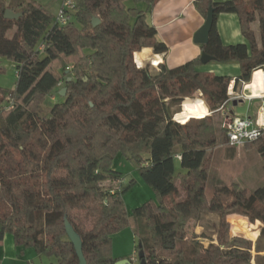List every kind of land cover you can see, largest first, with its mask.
<instances>
[{
	"label": "trees",
	"instance_id": "obj_1",
	"mask_svg": "<svg viewBox=\"0 0 264 264\" xmlns=\"http://www.w3.org/2000/svg\"><path fill=\"white\" fill-rule=\"evenodd\" d=\"M126 1L78 0L73 20L63 25L36 0H20L16 7L0 0V57L18 72L14 89L0 87V242L11 233L18 246L55 257L52 264H78L67 218L82 238L88 264H115L112 235L127 227L138 236L136 250H144L145 264H264V245L232 235L227 220L231 213L260 220L264 238V184L250 193L237 183L223 185L209 199L206 164L215 127L174 119L198 90L218 109L233 77L201 70L200 56L175 67H139L135 53L143 47L168 51L149 19L159 0H135L146 8ZM194 5L205 18L210 6L215 10L202 49L218 62L240 63L235 87L240 79L250 81L264 66V0ZM7 8L23 15L7 18ZM221 13L239 16L246 42L222 41L216 25ZM94 17L102 21L93 25ZM60 82L66 95L44 105L49 95H60ZM248 143L264 159V135ZM121 152L157 196L133 210L126 207L123 173L113 166ZM205 213L220 216L211 238L216 242H197L190 255L188 227Z\"/></svg>",
	"mask_w": 264,
	"mask_h": 264
},
{
	"label": "crops",
	"instance_id": "obj_2",
	"mask_svg": "<svg viewBox=\"0 0 264 264\" xmlns=\"http://www.w3.org/2000/svg\"><path fill=\"white\" fill-rule=\"evenodd\" d=\"M20 0H5L6 4L9 6L16 7ZM41 3L46 9L56 19V15L61 9V4L63 0H36ZM149 19L157 28V38L165 42L168 46V51L162 53H156L153 47H143L142 50L135 53V61L139 67L144 65L152 64L158 66L161 63H166L169 67L178 66L184 61H188L195 57L201 55L203 49L200 44L195 43L194 35L197 30L205 23V17L198 11L194 5V0H159L157 4L153 7L150 12ZM216 25L218 27L222 41L225 44H233L238 42H246L245 36L242 34L239 16L236 13H221L218 15ZM253 28L259 33L258 22L253 24ZM138 54L142 55L141 59L138 60ZM141 61V62H140ZM222 63V64H221ZM219 65H226L229 70L234 68L231 72L218 73L220 70ZM241 65L238 61L229 62H218L212 60L207 64L200 66V69L210 73L218 75H227L233 78H237L241 74ZM252 74V78L249 87L245 89L247 94L258 95L263 89L262 83L255 78ZM233 87L237 90H241L242 86L240 82L237 87L235 83ZM248 102V108L250 112H254L253 115H248L257 117L260 113L261 119L264 118V113L260 111L262 102L258 98H253V100H239L238 104ZM236 104V105H238ZM232 106L233 103L227 110L234 114ZM244 116V115H243ZM240 147V146H239ZM115 163V162H114ZM116 168V165H113ZM124 176V175H123ZM123 181H126V176L123 177ZM125 199V198H124ZM126 207L131 210L127 205V200H125ZM133 205L130 204V206ZM215 219L213 213L203 214L202 218L199 220H193L189 227L186 239V249L190 255H194L196 251V243H202L205 246L209 245L211 242H216L211 238L216 239V230L213 229L210 222H204V218ZM229 221V220H228ZM128 229V228H127ZM125 230L123 234L117 233L113 236L112 240V254L115 258H129L134 264L137 261H133L135 257L138 245V236L134 233L130 237V230ZM232 230V229H231ZM211 232V233H209ZM211 234V235H210ZM117 235V240L115 242L114 237ZM232 235H238V233L232 231ZM130 241L128 248L120 249L122 240ZM116 245L118 246L116 249ZM255 253V252H254ZM46 255L38 253L36 248H24L16 244L13 234L6 233L3 240L0 242V264H52L49 260H45ZM49 257V256H47ZM255 263V260L253 261Z\"/></svg>",
	"mask_w": 264,
	"mask_h": 264
},
{
	"label": "rangeland",
	"instance_id": "obj_3",
	"mask_svg": "<svg viewBox=\"0 0 264 264\" xmlns=\"http://www.w3.org/2000/svg\"><path fill=\"white\" fill-rule=\"evenodd\" d=\"M127 6H137L139 8H146L147 4L144 1H135V0H127ZM222 64V63H221ZM152 70L158 69V66H154L152 64H148ZM146 66V65H144ZM0 87L12 90L16 86L17 82V69L14 63L9 60L7 57H0ZM220 70L218 73L231 72L234 68L227 69L226 65H219ZM63 70V69H62ZM63 87V85L59 86ZM188 99H200L203 101L205 105V109L207 110L202 116H187L183 118H178L180 121L188 120L186 125H197L201 123L213 124L215 127V139L213 145L208 147V161L207 166L209 168V178L206 184V194L210 199L214 194V190L217 187H221L223 185L232 186V184H238L241 189H244L246 193H250L257 187L262 186L264 184V159L258 150L254 147H249L250 143L243 145L242 147H232L228 145V140L223 133V111H216L212 109V105L207 100V97L203 94L202 91L198 90L194 92L192 95L187 97ZM62 99V96L57 95L55 100H53L52 96L49 95L46 98L44 105H52ZM187 100V99H186ZM248 102L232 106V110H234L235 115H239L240 117L243 115H253L254 112H250L248 108ZM177 107L176 109H178ZM183 107H181V111ZM250 113V115L248 114ZM208 118L204 121H201V118L206 116ZM116 168L119 169L124 176H126V181L124 186H126V191L124 192V198L127 200V205L131 210L136 207L142 206L144 203L148 201H153L157 198L155 191L150 187L143 179L141 178L140 173L135 168V164L127 154L121 152L119 153L114 161ZM180 163L177 160L175 162L176 172L182 170ZM118 184V182H117ZM228 201L231 198H227ZM130 206V204H132ZM207 214V213H205ZM215 219H211L207 217L204 218V222H210L213 229L218 230V225L220 222V216L218 214L213 213ZM227 220L230 223V233L232 231L238 233V235L247 237L251 239L254 243L259 242V244L264 245V238L260 237L261 230L263 227V223L260 220L251 221L248 216L239 214V213H231L227 215ZM128 228V229H127ZM124 230H120L117 233L123 234L127 229L130 232V237H132L134 231L127 227ZM232 229V230H231ZM211 233V232H209ZM112 235V240L113 236ZM212 234V233H211ZM210 234V235H211ZM117 235L114 237L115 242L117 240ZM130 241L128 239L126 241L122 240L120 249H125L129 247ZM23 247V246H22ZM116 245V249H117ZM24 248H35V247H24ZM45 260H49V262H55V257H43Z\"/></svg>",
	"mask_w": 264,
	"mask_h": 264
},
{
	"label": "built area",
	"instance_id": "obj_4",
	"mask_svg": "<svg viewBox=\"0 0 264 264\" xmlns=\"http://www.w3.org/2000/svg\"><path fill=\"white\" fill-rule=\"evenodd\" d=\"M77 5L78 0H63L60 7L61 9H59L56 15V21L62 23L63 25L70 23L74 18V12H76ZM260 69L263 71L264 81V66ZM239 82L242 86L240 91L233 87V84L236 83V78L231 80L228 98L218 109H216V111L224 112L222 126L227 134L228 145L232 147H242L246 143L258 140L264 135V118L263 120L261 119L260 113H258L257 117L247 115L240 117L239 115L232 114L229 110H227L234 103V101H251L253 98H258L262 102L261 108L259 109L264 113V95L258 94L254 96L252 94H247L245 89L250 86L251 82L244 79H240ZM61 85L62 83L60 82L58 86ZM177 114H175L174 119L181 124H185L176 117ZM177 157L180 158L181 156L178 154ZM133 261H139L138 251L136 252L135 257H133Z\"/></svg>",
	"mask_w": 264,
	"mask_h": 264
},
{
	"label": "water",
	"instance_id": "obj_5",
	"mask_svg": "<svg viewBox=\"0 0 264 264\" xmlns=\"http://www.w3.org/2000/svg\"><path fill=\"white\" fill-rule=\"evenodd\" d=\"M22 15L23 13L21 12V10L15 11L11 8H7V10L5 11V17L10 18V19H19ZM92 21H93V25H97L102 20H100V18L98 17H94ZM214 23H215V10L213 6H210L207 12V16L205 18V23L197 30V32L194 35L195 43L200 44V45L208 43L210 32H211V29ZM200 59L203 64H207L208 62L215 60V57L208 54L205 50H203L200 55ZM69 80H71V77H69ZM66 92H67V87L64 86L59 91V94L61 96H65ZM234 104L235 105L238 104V101H234ZM65 229H66V233L68 237L70 238L72 244L74 245L76 254L79 259L78 264H88L84 251H83L82 238L80 234L74 229L73 225L67 218H65ZM141 246L142 245L140 244V247ZM138 255H139V258L141 259L140 261L141 264H145V259H144L145 252L142 248H140ZM115 264H134V263L129 258H125V259L122 258V259L117 260Z\"/></svg>",
	"mask_w": 264,
	"mask_h": 264
},
{
	"label": "bare ground",
	"instance_id": "obj_6",
	"mask_svg": "<svg viewBox=\"0 0 264 264\" xmlns=\"http://www.w3.org/2000/svg\"><path fill=\"white\" fill-rule=\"evenodd\" d=\"M141 57H142V55L138 54V60H140ZM255 78H257L263 85L262 91L260 93H258V94L264 95L263 71L260 68H258L254 72L253 80ZM204 107H205V105H204L203 101H201L200 99H197V98L196 99H187L184 102L183 110L181 112H179L176 115V117L177 118H183V117H187V116H202L207 111Z\"/></svg>",
	"mask_w": 264,
	"mask_h": 264
}]
</instances>
